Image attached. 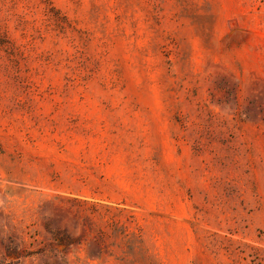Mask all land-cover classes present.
Returning a JSON list of instances; mask_svg holds the SVG:
<instances>
[{"label": "rangeland", "instance_id": "rangeland-1", "mask_svg": "<svg viewBox=\"0 0 264 264\" xmlns=\"http://www.w3.org/2000/svg\"><path fill=\"white\" fill-rule=\"evenodd\" d=\"M0 264H264V0H0Z\"/></svg>", "mask_w": 264, "mask_h": 264}]
</instances>
